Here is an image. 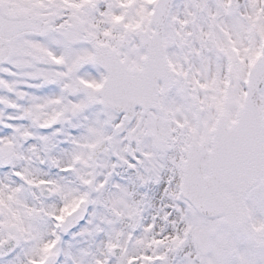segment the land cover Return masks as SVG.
I'll list each match as a JSON object with an SVG mask.
<instances>
[{
    "label": "snow or ice",
    "instance_id": "6c2138e0",
    "mask_svg": "<svg viewBox=\"0 0 264 264\" xmlns=\"http://www.w3.org/2000/svg\"><path fill=\"white\" fill-rule=\"evenodd\" d=\"M0 264H264V0H0Z\"/></svg>",
    "mask_w": 264,
    "mask_h": 264
}]
</instances>
